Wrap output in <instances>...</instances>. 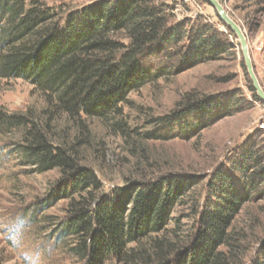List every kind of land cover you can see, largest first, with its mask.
Listing matches in <instances>:
<instances>
[{"label":"trees","instance_id":"obj_1","mask_svg":"<svg viewBox=\"0 0 264 264\" xmlns=\"http://www.w3.org/2000/svg\"><path fill=\"white\" fill-rule=\"evenodd\" d=\"M163 13L156 0H99L66 14L44 0H0V78H23L47 101L37 115L32 109L0 111V127L22 129L19 147L25 161L40 172L59 169L61 193L68 198L79 195L70 205L64 233L76 239L79 256L91 257L89 264H105L109 257L125 264H239L228 229L248 197L260 193L261 149L247 147L217 170L214 192L187 245L156 239L153 253L141 250L135 255L133 248L127 251L129 244L161 230L185 178L141 181L122 193L93 195L90 190L101 188L99 176L82 164L75 145L56 144L50 135L61 115L70 120L82 115L107 117L128 92L190 58L196 64L215 57L221 39L214 26L199 21L187 29L169 26ZM122 32L127 43L118 40ZM207 106H190L161 117L159 129L167 136L190 138L221 112H230L220 102ZM262 254L256 264H264Z\"/></svg>","mask_w":264,"mask_h":264},{"label":"rangeland","instance_id":"obj_2","mask_svg":"<svg viewBox=\"0 0 264 264\" xmlns=\"http://www.w3.org/2000/svg\"><path fill=\"white\" fill-rule=\"evenodd\" d=\"M98 1L44 0L49 6L61 7L64 14ZM219 1L244 31L254 71L264 89V0ZM156 3L164 10L169 26L187 29L198 21L214 26L221 39L215 57L196 64L189 57L172 72L128 92L118 109L107 117L82 115L70 120L61 115L50 133L56 144L75 145L82 164L99 176L101 188L90 190L93 195L103 191L122 193L141 181L148 184L168 177L185 178L161 230L129 244L127 251L133 248L135 255L141 250L153 253L156 239L187 245L214 192L215 173L241 151L247 147L261 149L264 167V132H257L264 100L257 99L251 88L253 82L237 35L235 38L228 33L207 1ZM118 37L120 42L129 41L124 32ZM212 102L223 103L230 112H221L190 138L167 136L159 129L161 117L190 106L208 107ZM46 104V96L31 82L0 78V111L25 113L32 109L37 115ZM22 133V129L0 127V264H89L91 257L79 256L76 239L64 233L70 205L80 199L79 195L68 198L61 193L63 177L59 169L40 172L25 161L19 147ZM236 177L233 172L232 179L238 185ZM228 231L239 264L261 260L264 180L260 193H252L233 214ZM105 264L125 262L109 257Z\"/></svg>","mask_w":264,"mask_h":264},{"label":"water","instance_id":"obj_3","mask_svg":"<svg viewBox=\"0 0 264 264\" xmlns=\"http://www.w3.org/2000/svg\"><path fill=\"white\" fill-rule=\"evenodd\" d=\"M206 1L210 3V5L218 13L220 19L231 28V30L237 35L238 39L240 40L242 52L245 59V64L250 74L251 80L253 82V86L256 89L258 96L262 100H264V89L260 85L258 77L254 71V66H253L252 58L250 56L246 35L242 32L240 25L230 16L224 5L219 0H206Z\"/></svg>","mask_w":264,"mask_h":264},{"label":"built area","instance_id":"obj_4","mask_svg":"<svg viewBox=\"0 0 264 264\" xmlns=\"http://www.w3.org/2000/svg\"><path fill=\"white\" fill-rule=\"evenodd\" d=\"M259 128L260 129H264V111H263V115H262V118H261V122L259 123Z\"/></svg>","mask_w":264,"mask_h":264},{"label":"bare ground","instance_id":"obj_5","mask_svg":"<svg viewBox=\"0 0 264 264\" xmlns=\"http://www.w3.org/2000/svg\"><path fill=\"white\" fill-rule=\"evenodd\" d=\"M242 29V28H241ZM242 32L244 33V31L242 30ZM245 34V33H244Z\"/></svg>","mask_w":264,"mask_h":264}]
</instances>
